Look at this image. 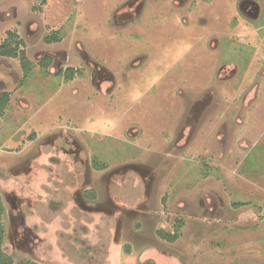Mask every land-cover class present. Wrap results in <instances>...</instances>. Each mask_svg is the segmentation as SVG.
Segmentation results:
<instances>
[{"label": "rangeland", "instance_id": "rangeland-1", "mask_svg": "<svg viewBox=\"0 0 264 264\" xmlns=\"http://www.w3.org/2000/svg\"><path fill=\"white\" fill-rule=\"evenodd\" d=\"M254 1L257 15L242 0H0V42L16 31L34 64L21 82L18 60L0 56L7 254L264 264V0ZM67 67L72 80L54 74ZM179 218L175 242L157 236Z\"/></svg>", "mask_w": 264, "mask_h": 264}, {"label": "trees", "instance_id": "trees-1", "mask_svg": "<svg viewBox=\"0 0 264 264\" xmlns=\"http://www.w3.org/2000/svg\"><path fill=\"white\" fill-rule=\"evenodd\" d=\"M60 39L58 32L54 31L52 34L46 35L44 38V42L53 43ZM0 56L7 57L18 60L20 69L22 71L21 82H24L32 72L34 64L28 59L25 49L24 43L19 38L18 34L14 30L6 31L5 38L0 42ZM37 64L39 67L45 72L47 68L51 64V58L48 56L42 57ZM77 70H74L71 67H67L64 70H60L56 73L57 76L63 77L64 80H72ZM10 100L9 92H1L0 93V117L4 114L5 109L8 106ZM92 166L95 169H101L106 167V165L98 159L92 160ZM206 167V166H205ZM207 168V167H206ZM94 190H86L85 195L87 198L93 200L95 198ZM5 215V207L0 194V264H43L33 260L29 257H20L15 259L13 255L7 254L5 249L3 248L6 236V224L4 222ZM184 221L182 219H176L174 223V227L172 231H167L164 229H159L156 231V234L162 240L167 242H175L181 235V229L184 225ZM123 251L125 253L130 252V244H125L123 247ZM91 260V258H90Z\"/></svg>", "mask_w": 264, "mask_h": 264}, {"label": "flooded vegetation", "instance_id": "flooded-vegetation-1", "mask_svg": "<svg viewBox=\"0 0 264 264\" xmlns=\"http://www.w3.org/2000/svg\"><path fill=\"white\" fill-rule=\"evenodd\" d=\"M241 7H242V9H243V11L244 12H246V13H248V14H250V15H252V14H255V15H257V13H258V10H259V8L257 7V3L254 1V0H242V2H241ZM57 42V41H56ZM44 56H48V55H44ZM43 56V57H44ZM48 57H50V56H48ZM51 58V64H50V66L47 68V70L52 66V63H53V59H52V57H50ZM64 69H66V68H64ZM58 71H60V69L59 70H57L54 74L56 75V73L58 72ZM57 76V75H56ZM60 77V76H59ZM63 78V77H62ZM196 105V104H195Z\"/></svg>", "mask_w": 264, "mask_h": 264}]
</instances>
